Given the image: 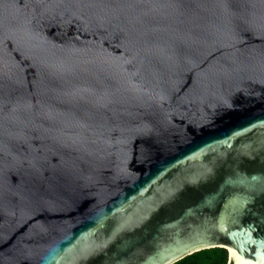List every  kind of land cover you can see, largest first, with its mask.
I'll return each mask as SVG.
<instances>
[{
    "label": "water",
    "instance_id": "obj_1",
    "mask_svg": "<svg viewBox=\"0 0 264 264\" xmlns=\"http://www.w3.org/2000/svg\"><path fill=\"white\" fill-rule=\"evenodd\" d=\"M264 264V0H0V264Z\"/></svg>",
    "mask_w": 264,
    "mask_h": 264
},
{
    "label": "trees",
    "instance_id": "obj_2",
    "mask_svg": "<svg viewBox=\"0 0 264 264\" xmlns=\"http://www.w3.org/2000/svg\"><path fill=\"white\" fill-rule=\"evenodd\" d=\"M228 261V250L222 247H215L197 251L173 264H227Z\"/></svg>",
    "mask_w": 264,
    "mask_h": 264
}]
</instances>
